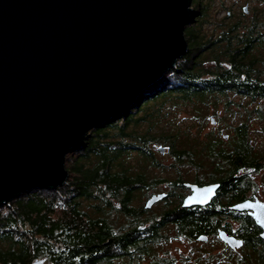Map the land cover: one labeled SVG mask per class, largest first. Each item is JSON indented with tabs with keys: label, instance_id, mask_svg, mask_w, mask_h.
<instances>
[{
	"label": "trees",
	"instance_id": "16d2710c",
	"mask_svg": "<svg viewBox=\"0 0 264 264\" xmlns=\"http://www.w3.org/2000/svg\"><path fill=\"white\" fill-rule=\"evenodd\" d=\"M193 4L195 17L185 26L188 52L131 108L90 130L83 144L67 154V182L33 189L0 206V264L39 259L44 264H116L126 256L131 264L146 256L151 264H174L153 248L163 240L157 222L148 237L138 230L148 212L135 199L163 182L177 188L187 178L184 169L194 152L225 148L221 131L204 139L190 138L188 127L173 131L164 111L167 103L173 109L191 105L198 124L204 123L206 111L223 103L225 113L236 119L229 135L239 137L231 138L241 145L237 149L246 153L250 143L264 145V139H248L255 133L264 136V0L248 12L228 10L216 20H211L212 0ZM225 118L222 114L219 123ZM161 121L168 129L158 126ZM258 121L262 127L253 130ZM153 143L166 144L174 176L151 174L152 168L165 167ZM174 212L177 207L167 206L160 214Z\"/></svg>",
	"mask_w": 264,
	"mask_h": 264
},
{
	"label": "water",
	"instance_id": "95a60500",
	"mask_svg": "<svg viewBox=\"0 0 264 264\" xmlns=\"http://www.w3.org/2000/svg\"><path fill=\"white\" fill-rule=\"evenodd\" d=\"M192 2L0 0V206L67 182V154L188 52ZM193 187L183 206L210 186Z\"/></svg>",
	"mask_w": 264,
	"mask_h": 264
},
{
	"label": "flooded vegetation",
	"instance_id": "af4514ba",
	"mask_svg": "<svg viewBox=\"0 0 264 264\" xmlns=\"http://www.w3.org/2000/svg\"><path fill=\"white\" fill-rule=\"evenodd\" d=\"M222 114L221 110L215 115ZM231 138L223 134V150L194 152L191 174L182 177L177 188L147 194L143 205L147 212L162 206L158 214L144 216L138 230L148 237L157 222L163 240L173 246L174 264H264V151L258 150L264 145L250 143L251 150L245 153ZM248 139L260 141L264 136ZM194 185L210 187L205 197L183 206ZM161 192L166 196L147 208V201ZM167 206L177 207L178 212L162 216ZM126 258L131 264V257Z\"/></svg>",
	"mask_w": 264,
	"mask_h": 264
},
{
	"label": "rangeland",
	"instance_id": "374dc122",
	"mask_svg": "<svg viewBox=\"0 0 264 264\" xmlns=\"http://www.w3.org/2000/svg\"><path fill=\"white\" fill-rule=\"evenodd\" d=\"M258 3H259V0H212V8L210 12L211 20H216L218 18L223 17L228 10H235L237 12H240L242 11L245 5H248L249 9L251 10L252 7ZM192 6L196 11L195 4L192 3ZM212 27L213 25L212 23H210V28ZM221 110L222 112H224V117L226 116V118L223 119L220 123L217 121L216 125L214 126L215 123L211 121V116H214L215 114L217 115V112H221ZM164 111L168 114V120L171 121L172 124L174 125L175 129H173V131H176L179 126H182L181 127L182 130H185V128L188 127V129H190L192 133V135L190 136V138L192 139H194V137L196 136L201 139H204L206 138V135L212 131H215V132L221 131L222 132L221 136H223L224 133L230 134L232 133V128L229 126V124H232V122L236 121V119H232L230 116L227 115V113H225V107L223 103L219 104L217 110L211 109L210 111H206V113H204V115H206V118H205L204 123L202 124L201 123L198 124L197 120L193 118L195 114L193 113V110L191 109V105L186 106V105L180 104V106L177 109H173L170 106V103H167L164 106ZM216 115H215V118L216 120H218L219 118ZM256 122L253 123L251 126L253 130H256L257 128L262 127L259 121L258 123ZM158 126H162L168 129V124L162 121L160 122ZM252 135L257 136V137H263L259 133H255ZM193 142L195 143V141ZM190 144H192L191 140H190ZM159 145H161V143H153L152 146H154L157 157L162 161L165 167L159 166L156 168H152L150 172L151 174H157L158 176H161V177H168V176L172 177L175 174H173V170L170 169L168 166H170L171 162L174 159L172 155L168 152L167 148H166V151H167L166 153L165 152L161 153L160 151H158ZM190 170H191L190 165L188 166V168L184 169L186 177L190 176L191 174ZM174 189L175 187H170L169 183L163 182L157 187V190L155 191L157 192L167 191V190L172 191ZM146 198H147V195H140L137 199H135V204L139 207H142L145 203ZM161 206L162 205H157L156 207H154L155 209L153 208L154 211H152V213L150 211L147 214H144V216L146 217V216H151L153 214H158L160 212L159 210ZM155 247H156L157 256L168 258V259L172 258L173 246L171 243H167L164 240H162L156 246L153 245V248ZM151 260H152V257L146 256V258H144L137 264H149ZM115 261H116V264H128L129 263V260L127 258L119 259Z\"/></svg>",
	"mask_w": 264,
	"mask_h": 264
},
{
	"label": "bare ground",
	"instance_id": "6f19581e",
	"mask_svg": "<svg viewBox=\"0 0 264 264\" xmlns=\"http://www.w3.org/2000/svg\"><path fill=\"white\" fill-rule=\"evenodd\" d=\"M192 3H193V2H192ZM176 66H177V63H176ZM176 66H175V67H176ZM175 67H174V68H175Z\"/></svg>",
	"mask_w": 264,
	"mask_h": 264
}]
</instances>
